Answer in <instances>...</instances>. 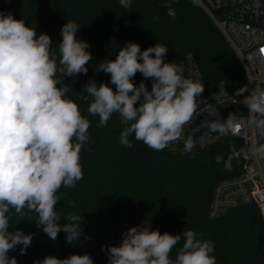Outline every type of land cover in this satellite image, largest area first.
Wrapping results in <instances>:
<instances>
[{
    "label": "clouds",
    "instance_id": "obj_1",
    "mask_svg": "<svg viewBox=\"0 0 264 264\" xmlns=\"http://www.w3.org/2000/svg\"><path fill=\"white\" fill-rule=\"evenodd\" d=\"M127 10L131 0H119ZM81 26L67 21L60 30L58 56L52 51L53 40L47 33L37 34L24 19L0 12V264H18L9 251L17 246L21 254L33 240L22 230L9 231L12 210L26 216L37 214L36 225L56 240L66 235V243L74 246L84 234V216L69 213L63 218L56 211L63 199L60 189L75 188L83 179L80 153L89 143L90 121L82 115L78 104L67 96L70 91L61 86L65 76L87 74L93 59L90 45L77 37ZM168 47L156 43L144 50L138 43L128 42L120 48L114 60L105 59L94 71L110 75V84L89 80L84 91L91 102L87 111L99 118L97 127H106L113 114H118L122 131L119 143L133 146L130 137L147 147L162 151L170 144L183 140L185 152H193L197 141L192 135L185 138V126L192 124L200 113L198 97L204 92L201 79L185 75L182 66L165 62ZM264 59V47L255 54ZM58 61V63H57ZM57 72L63 79L57 77ZM140 73L151 80V90L134 77ZM252 81L249 80V83ZM248 84L234 93L243 96L232 99L219 82L215 98L227 96L230 103H241L247 116L229 113L226 118L206 123L211 133L219 137L236 136L250 130V153L264 159V88L255 86L250 94ZM138 105V106H137ZM201 147L204 145L201 144ZM232 156L215 158L232 171ZM70 207H74L71 202ZM204 234L184 230L182 234L150 230V225L133 226L122 234L118 246H102L108 264H217L214 244ZM183 240L175 258L172 250ZM33 264H94L85 253L66 258L48 255Z\"/></svg>",
    "mask_w": 264,
    "mask_h": 264
},
{
    "label": "trees",
    "instance_id": "obj_2",
    "mask_svg": "<svg viewBox=\"0 0 264 264\" xmlns=\"http://www.w3.org/2000/svg\"><path fill=\"white\" fill-rule=\"evenodd\" d=\"M173 10L174 17H170L165 0H132L127 10L119 0H0V12L24 19L38 35L47 33L57 56L61 28L69 20L76 21L81 26L77 37L90 45L93 57L86 75L65 76L61 85L70 90L67 96L90 121V141L80 153L83 179L75 188L62 187L58 195L63 199L56 205L60 224L69 213L84 216L83 231L91 239L82 235L70 246L61 232L52 240L37 227V214L20 216L12 210L9 231L18 228L33 235L26 254L20 252L22 245L9 251L18 264H33L48 255L66 258L85 253L94 264H108L102 246H118L124 232L143 224L161 234L177 235L188 229L202 232L214 244L217 264H264V219L255 205L228 210L216 219L207 217L215 185L238 176L244 163L242 157L233 156L230 138L191 155L155 151L134 137H130L133 146L126 148L119 143L118 114L112 115L106 127H97L99 118L87 111L91 98L83 88L89 80L109 83L115 90L110 75L95 72V67L105 59L114 60L128 42L138 43L141 50L156 43L168 47L164 58L168 63L178 64L190 55L209 91L219 92L220 81L232 94L246 84L239 59L208 16L183 0L173 4ZM57 77L63 79L59 72ZM141 81L151 90V80L137 73L134 82L138 86ZM218 155L225 160L233 157L232 171L225 170L223 161L216 163ZM71 202L74 207L69 206ZM182 243L172 250L173 258Z\"/></svg>",
    "mask_w": 264,
    "mask_h": 264
},
{
    "label": "built area",
    "instance_id": "obj_3",
    "mask_svg": "<svg viewBox=\"0 0 264 264\" xmlns=\"http://www.w3.org/2000/svg\"><path fill=\"white\" fill-rule=\"evenodd\" d=\"M132 1V0H131ZM181 0H165L166 12L174 17L173 4ZM193 4L204 12L223 35L230 48L239 59L245 74L249 92L255 86L264 88V59L255 55L264 47V0H183ZM185 70V75L192 79H202L201 73L190 55H186L178 63ZM249 80L252 82L249 83ZM204 83V81H203ZM204 92L198 97L200 105L192 124L185 126V138L192 135L197 141L193 152H185L183 140L170 144L165 148L170 153L191 155L202 152L219 143L225 137L239 141L246 150L241 173L233 178L219 181L211 194L207 217L216 219L226 211L246 205H255L264 219V159L253 156L249 149L252 136L250 130L242 129L239 135L219 137L211 133L206 123L217 119V115L226 118L229 113H237L240 117L247 116V108L241 103H230L227 96L215 98L218 92H212L204 84ZM229 96L241 101L243 96ZM204 146L201 147L200 145Z\"/></svg>",
    "mask_w": 264,
    "mask_h": 264
},
{
    "label": "rangeland",
    "instance_id": "obj_4",
    "mask_svg": "<svg viewBox=\"0 0 264 264\" xmlns=\"http://www.w3.org/2000/svg\"><path fill=\"white\" fill-rule=\"evenodd\" d=\"M228 146H229L230 150L232 151L234 157H238V156H240V154L244 155L246 153L245 147L237 140L231 139L228 142ZM234 177H236V176H234ZM259 213H260V211H259Z\"/></svg>",
    "mask_w": 264,
    "mask_h": 264
}]
</instances>
